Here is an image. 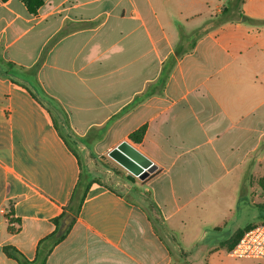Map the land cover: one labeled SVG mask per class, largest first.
I'll return each mask as SVG.
<instances>
[{
  "label": "crops",
  "instance_id": "0c3cea01",
  "mask_svg": "<svg viewBox=\"0 0 264 264\" xmlns=\"http://www.w3.org/2000/svg\"><path fill=\"white\" fill-rule=\"evenodd\" d=\"M234 1L44 0L32 14L23 0H0V264H19L5 248L36 260L80 182L77 219L46 264H199L182 260L180 244L208 241L198 258L231 257L241 229L224 242L212 233L239 204L247 165L264 162V0H243L242 17L202 36L161 93L134 100L182 35ZM108 123L100 139L78 142ZM123 141L157 168L142 183L97 180L91 162L84 170L80 153Z\"/></svg>",
  "mask_w": 264,
  "mask_h": 264
},
{
  "label": "rangeland",
  "instance_id": "374dc122",
  "mask_svg": "<svg viewBox=\"0 0 264 264\" xmlns=\"http://www.w3.org/2000/svg\"><path fill=\"white\" fill-rule=\"evenodd\" d=\"M50 103L55 107L54 103ZM67 140L73 147L74 142L71 138H67ZM73 148L79 153V150L75 146ZM110 151L111 150H106L102 154H97L94 151H85L83 154L80 153V159L82 160L84 170L86 169L85 165L91 162L97 180L104 179L105 175L110 174L115 180L121 182L122 185L132 186L136 182L142 183L140 179L133 176L117 162L111 159L109 156ZM263 176L264 162H251L247 165L238 191L239 204L233 209L225 222L221 223L219 229L216 231L214 230L212 233L220 239V241H226L231 235L235 234L238 229L243 230L250 225L256 226L264 224V189L261 185V179ZM109 184H112V182ZM192 229L193 226H190L187 229V237L194 231H192ZM208 242H182L180 244L184 250L183 255H181L182 260L190 263L200 264L201 262L202 264H207V261L198 257H200L199 248L202 249L203 246L210 245L211 243ZM223 245H226V243ZM211 261L214 264H264L263 259H238L225 256V252L218 253L215 255L214 259H211Z\"/></svg>",
  "mask_w": 264,
  "mask_h": 264
},
{
  "label": "trees",
  "instance_id": "16d2710c",
  "mask_svg": "<svg viewBox=\"0 0 264 264\" xmlns=\"http://www.w3.org/2000/svg\"><path fill=\"white\" fill-rule=\"evenodd\" d=\"M23 1L26 3L28 10L32 14H35L38 11V9L44 3V0H23ZM242 3H243V0H235L232 7L223 11L220 16H216L213 19L206 22V24L202 28L195 30L191 34L182 35L181 42L177 46L174 54L171 55L169 57V59L167 60V62L165 63L161 77L159 78V80L155 84L151 85L142 95L137 96L134 100V103L142 102L143 100H145L146 98L156 94L157 92L161 93L164 89V86L166 84L168 76H169L172 68L174 67V65L177 63V61L180 58H182L184 55L190 53L195 48L197 41L202 36H204L206 33L211 31L212 29H215V28L221 26L222 24H224L228 21H232V20L236 19V18H234V15L237 16V19L238 18L240 19L242 17V12L239 9H240V6ZM61 36H62V34H59L57 36V39H59ZM45 53L46 52H44V54L40 58V60L31 69V73L37 74V72L40 70V68L44 62V59H45ZM0 63H3V61L1 59H0ZM9 66L13 67V64L10 63ZM124 112H125V109L122 110V112L120 114L114 116L113 119L119 117ZM110 122H111V120H110ZM108 126H109V123H108V125H106L105 127L101 128V129L94 130V132L92 131L87 139H80L79 138L78 142L85 143L87 145V143L89 142V139L91 140V136H93V134H95V133L98 135V137L96 139H100L103 136V134L105 133V131L107 130ZM59 130H60V132H62V134H64L66 136V132H65L63 127L60 126ZM146 130H147L146 126L140 127L138 130L132 132L129 135V140L132 141L133 143H136V144L141 143L144 139L145 134H146ZM74 144H76L75 141H74ZM261 185L264 189V176L261 179ZM86 193H87V185L80 182L76 187V190L74 192V196L72 197L70 204L66 208H64L63 213L59 217L54 219V224L56 225V228H57L56 231L53 234H51L50 236H48L46 239H44L42 242H40L39 247H38L37 258L34 262H32V263L28 262L24 258V256H22V254H20L14 248H5V251L8 254V256H10L12 259L16 260L19 264H46L47 257L49 256L51 251L54 249V247L56 245H58L59 243H61L66 238V236L68 235L72 224L77 219V216L79 214V210H80L82 203L86 197ZM68 216H71V218H72L71 219V225L64 234L59 235L58 230L61 227L62 222ZM252 227H254V226L250 225V226L244 228L243 230H239L232 237V239H231L232 243L230 246L231 250L238 243V241L241 239V237L244 235V233Z\"/></svg>",
  "mask_w": 264,
  "mask_h": 264
},
{
  "label": "water",
  "instance_id": "95a60500",
  "mask_svg": "<svg viewBox=\"0 0 264 264\" xmlns=\"http://www.w3.org/2000/svg\"><path fill=\"white\" fill-rule=\"evenodd\" d=\"M109 156L121 167L127 170L141 181L146 180L157 168L155 164L143 155L138 149L133 147L129 142L123 141L114 148ZM71 216H68L59 230V234H64L71 225Z\"/></svg>",
  "mask_w": 264,
  "mask_h": 264
},
{
  "label": "built area",
  "instance_id": "2783aa9c",
  "mask_svg": "<svg viewBox=\"0 0 264 264\" xmlns=\"http://www.w3.org/2000/svg\"><path fill=\"white\" fill-rule=\"evenodd\" d=\"M229 255L238 259L264 260V224L247 230Z\"/></svg>",
  "mask_w": 264,
  "mask_h": 264
}]
</instances>
